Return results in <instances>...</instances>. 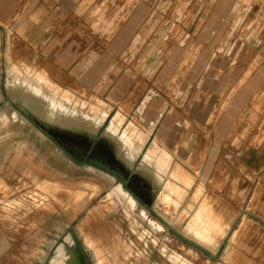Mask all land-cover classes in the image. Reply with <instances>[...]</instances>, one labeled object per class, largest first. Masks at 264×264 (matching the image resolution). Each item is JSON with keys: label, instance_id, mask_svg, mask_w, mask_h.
Instances as JSON below:
<instances>
[{"label": "rangeland", "instance_id": "obj_1", "mask_svg": "<svg viewBox=\"0 0 264 264\" xmlns=\"http://www.w3.org/2000/svg\"><path fill=\"white\" fill-rule=\"evenodd\" d=\"M189 12L183 9L180 14ZM204 12L201 11L191 29L196 41L165 43L162 67L165 73L153 75L154 87L138 98L133 111L123 108L130 122L120 112L114 117L116 111L107 100L96 103L95 97L86 91H74L79 98L92 101H79L83 108L104 117L108 115L106 120L97 122L101 132L108 131L114 117L113 122L124 128L129 142L139 146L138 153H128L118 135H109L119 157L132 163L133 170L142 168L158 188L149 203H140L124 188L136 202L134 208L126 196H111V190L118 184L114 177L76 164L16 107L3 103L7 84L30 89L32 94L37 92L31 83L9 76V69L15 70L11 65L27 66L13 58L16 44L9 30L6 33L0 30V264H56L62 247L72 249L80 264H264V170L255 174L244 163L250 160V154H243L253 142L254 126L228 122L223 139L218 138L228 104L205 106L209 97L205 88L210 86H200L203 69H232L240 64L238 61H246L240 40L250 36L254 27L243 22L244 12L206 11L212 17L208 20L202 19ZM186 22H182L185 24L182 32L187 35L190 23ZM259 34H264V28ZM249 45L252 48L259 45L257 52L262 49L257 41ZM173 49L177 52L180 49L177 57L167 54ZM179 68H195L196 72L177 74L176 77L186 80L176 84L173 69ZM38 77L43 79L40 74ZM39 93L49 104V90L43 88ZM260 98L264 96L257 99ZM151 101L162 103L160 109H165L168 116L165 123L158 113L143 114ZM174 111L176 117L181 114L180 126L173 118ZM58 112L90 118L69 106ZM263 125L264 122L260 123L259 133ZM184 134L191 136V144L185 149L181 147ZM214 145H218L217 151L209 156L208 150ZM149 152L152 160L167 170L164 174L145 161ZM168 174L181 183L177 184L181 188V185L191 188L178 209L167 207L160 200ZM195 190L201 196L199 202L193 201ZM201 202L211 221L224 234L216 247L198 242L185 230L186 210Z\"/></svg>", "mask_w": 264, "mask_h": 264}, {"label": "crops", "instance_id": "obj_2", "mask_svg": "<svg viewBox=\"0 0 264 264\" xmlns=\"http://www.w3.org/2000/svg\"><path fill=\"white\" fill-rule=\"evenodd\" d=\"M183 9L190 12L181 15ZM229 9L244 12L243 22L254 27L250 29V36L240 40L246 61H238L240 64L232 69H203L200 86H210L205 88L209 96L205 106L228 104L220 134L216 135L218 138L223 139L224 126L228 122L238 125L247 122L254 126L253 142L243 154H250V160L244 163L256 174L264 170V127L259 133V125L264 122V99H257L264 96V34H259L264 28V0H0V30L2 33L9 30L16 44L12 56L27 66L11 65L15 70L9 69V76L19 82L31 83L37 93L43 88L48 89L50 104L55 110L69 106L78 108L90 118L106 120L108 115H97L80 105L79 101H92L76 96L74 91L79 89L95 97L96 103L107 100L108 106L116 111L114 117L119 112L126 117L123 108L133 111L142 94L154 87L153 75L165 73L162 69L166 58L165 43L196 41L191 29L201 11H205L202 19L208 20L212 17L206 11ZM187 20L190 34L186 35L182 32L185 25L182 22ZM255 41L262 47L258 52L259 45L254 49L249 45ZM179 53L180 49L178 52L173 49L167 54L177 57ZM253 61L255 63L249 66ZM188 70L196 72L195 68L173 69L174 82L176 79V84L184 83L186 78L176 75ZM152 102L145 106L147 113L143 114L158 113L165 123L168 116L165 109H160L162 103ZM175 114L177 111L173 118ZM180 116L179 113L176 117L179 126ZM113 118L108 126L110 133L119 136L128 153H138L139 146L129 142L124 128L117 127ZM190 144L191 136L184 134L181 147L185 149ZM217 147L210 146L209 156L216 153ZM144 159L158 173L167 171L150 160L147 153ZM170 177L175 186L181 184L168 174L167 179ZM181 186L178 187L186 196L191 188ZM200 199L195 190L193 201ZM199 205L205 212L203 202Z\"/></svg>", "mask_w": 264, "mask_h": 264}, {"label": "water", "instance_id": "obj_3", "mask_svg": "<svg viewBox=\"0 0 264 264\" xmlns=\"http://www.w3.org/2000/svg\"><path fill=\"white\" fill-rule=\"evenodd\" d=\"M3 103H9L16 107V109L28 121L35 125L48 139L59 145L67 154L73 157L77 163H80L83 166L93 167L112 175L122 182L124 188H128L131 178L136 177L149 187V195L151 199H154L156 196L158 188H156L153 180H151L146 173L141 171L142 168L133 170L132 163H127L119 157L115 148L116 144L114 143L113 138H111L112 134L107 130L101 132V127L96 121H91V119L88 118H80L72 114H61L58 110H54V108L50 106V103L47 104L46 101H43L41 93L32 94L30 89L24 90L23 88L13 87L8 84L6 85V98H3ZM64 139L87 142L90 146L88 154L85 157H80L79 155H73L68 152V150L63 147V142L60 141ZM97 145L111 150L118 163L129 172V176L126 177L120 172H113L110 171L109 168L100 167L98 162L93 161L92 150ZM146 206L152 211L151 207L148 205ZM158 217L172 231H175L170 224L166 223L160 216ZM181 238L207 252L204 247L198 245L191 239L184 236H181Z\"/></svg>", "mask_w": 264, "mask_h": 264}, {"label": "flooded vegetation", "instance_id": "obj_4", "mask_svg": "<svg viewBox=\"0 0 264 264\" xmlns=\"http://www.w3.org/2000/svg\"><path fill=\"white\" fill-rule=\"evenodd\" d=\"M60 141L63 142V147L67 149L68 152L72 153L73 155H79L80 157H85L88 154V151L90 149L89 144L85 141H81V142L76 141V140L71 141L68 139H64ZM69 157L71 156L69 155ZM92 158H93V161H96L100 164V167L109 168V170L113 172L114 171L120 172L124 174L126 177L129 176V172L118 163L112 151L107 148H103L100 145H97L92 150ZM71 159L76 164L81 165L80 163H77L73 157H71ZM114 179L118 184L111 191L114 193L115 196H119V195L123 197L126 196L127 197L126 199L131 208L135 207L136 202L133 200V198L129 196V194H127L125 189H127L131 193V195L134 196L135 199H137L140 203L150 202L149 200L150 195H149V192H147L149 190V187L142 181L138 180L136 177L131 178L128 188H125V189L122 186L123 184L120 180L116 179L115 177ZM158 228L162 229L161 226H159ZM59 258H60V261H57L56 264H80L79 262H77L72 249H70L69 247H66V248L62 247L60 249Z\"/></svg>", "mask_w": 264, "mask_h": 264}, {"label": "bare ground", "instance_id": "obj_5", "mask_svg": "<svg viewBox=\"0 0 264 264\" xmlns=\"http://www.w3.org/2000/svg\"><path fill=\"white\" fill-rule=\"evenodd\" d=\"M89 119H91V121L93 120V121L98 122L97 119H94V118H89ZM100 121H103V119H100ZM118 121H115V122H118ZM108 131L110 132L109 127H108ZM147 156L150 160H152L151 152H149V154H147ZM189 184H190V182H189ZM162 189H163V191H162L163 193H162V196L160 198L161 203L167 207H173L174 209H178L179 206L181 205V203L183 202L184 198H185V191L182 190L181 188H179L178 186H175L171 177H170V179H166ZM113 195H114V193L111 194V196H113ZM166 212H167V210H166ZM186 212L188 214V223H187V226L185 229L186 232L188 234H190L198 242L203 243V244L208 245V246L216 247V244L218 243L219 237L223 236L224 234L215 225V223H213V221H211V219L205 214V212L203 211L201 206L200 205L197 207L194 206V208L192 210H186ZM67 251H69V250H67ZM62 253H63V251H62Z\"/></svg>", "mask_w": 264, "mask_h": 264}]
</instances>
